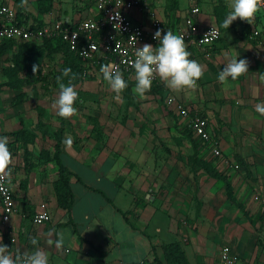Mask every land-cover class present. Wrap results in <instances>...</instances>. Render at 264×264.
Here are the masks:
<instances>
[{
    "label": "crops",
    "instance_id": "obj_1",
    "mask_svg": "<svg viewBox=\"0 0 264 264\" xmlns=\"http://www.w3.org/2000/svg\"><path fill=\"white\" fill-rule=\"evenodd\" d=\"M140 1L142 8L131 11L135 22L149 27V11L153 10L174 34L195 6L200 8L196 20L202 26L221 25L230 10L227 0H176L170 9L169 0ZM38 2H20L21 7L15 0H0V5L14 8L16 21L19 17L23 24L33 26L56 20L76 26L97 14L88 0H50L48 8H40L39 22L28 14H39ZM239 23L237 19L228 29H220V39L206 48L187 45L190 59L204 66L195 90L173 92L157 78L152 89L156 86L160 91H150L144 99L137 96L134 100L139 106L126 111L125 120L101 100L98 89H110L107 82L82 76L76 88L85 91L75 102L77 115L57 124L63 128L59 157L71 171L70 210L59 206L55 196L56 141L48 135L57 128L50 124L58 118L51 107L54 101L39 113L13 102L8 94L0 97V134L22 128L45 134L41 142L32 143V168V162L26 167L21 159L13 161L15 212L10 221L3 222L0 202V242L13 252L30 253L34 250L30 238L35 237L48 252L49 264H133L142 260L166 264L163 247L172 243L181 246L189 264L218 261L224 246L231 248L236 264H264V116L255 111V105L264 101L260 79L264 76V44L245 36ZM255 23L264 29L261 15L256 14ZM56 55L65 57L62 51ZM226 55L247 59L249 73L222 84L218 74L227 62ZM128 76L135 81L134 74ZM168 95L209 120L222 159L209 154L207 145L198 149L193 145L182 122L162 104ZM91 96L92 102L88 101ZM42 123L47 132L40 131ZM67 137L73 139L71 148L63 143ZM199 160L226 178L235 202L228 199L225 182L199 167ZM234 163L240 165L238 170L232 167ZM45 209L50 221L35 224L34 215ZM51 230L63 233L62 249L46 243Z\"/></svg>",
    "mask_w": 264,
    "mask_h": 264
},
{
    "label": "built area",
    "instance_id": "obj_2",
    "mask_svg": "<svg viewBox=\"0 0 264 264\" xmlns=\"http://www.w3.org/2000/svg\"><path fill=\"white\" fill-rule=\"evenodd\" d=\"M95 8L97 14L95 17L83 19L76 26H66L62 21L56 20L53 23L41 27L33 25H19L16 22V11L14 8L6 5H0V38L5 40L25 41L43 43L46 40L61 39L69 47V50L79 56L83 61L86 70L83 77H86L95 71L93 69L101 67L104 64H114L119 67L122 73L134 74V69L127 63L134 60L135 39L136 47H142L145 43L154 47L159 41L153 38L157 29L165 34L167 26L157 13L149 11L151 21L149 27L137 23L131 16L134 8L141 9L140 0H88ZM119 12V18L116 13ZM200 13V8L195 6L185 16L183 25L177 29L179 35L185 36L187 45H195L199 48H206L218 41L221 37V30L218 26L200 25L196 18ZM264 18V8L257 12ZM252 33L250 37L260 44H264V29L255 23L250 24ZM217 31L215 38L205 35L212 31ZM205 38V42H201ZM100 69V68H99ZM157 81L154 80L153 83ZM166 106L178 116L184 127H187L199 144L207 145L213 157L222 159L220 144L210 130L209 120L198 110L191 109L185 103L180 101L174 95L166 97ZM232 167L238 170V163L232 164ZM12 185L7 194L0 193L1 218L3 222L10 221L15 212V200ZM259 199V197L256 196ZM47 216V219H40ZM50 214L45 209L36 213L33 217L35 224H43L50 221ZM39 220V222H38ZM133 264H154L145 260ZM198 264H236V258L229 246H224L220 252V258L215 262L201 261Z\"/></svg>",
    "mask_w": 264,
    "mask_h": 264
},
{
    "label": "clouds",
    "instance_id": "obj_3",
    "mask_svg": "<svg viewBox=\"0 0 264 264\" xmlns=\"http://www.w3.org/2000/svg\"><path fill=\"white\" fill-rule=\"evenodd\" d=\"M27 3V0H24ZM230 9L222 21L221 26L228 29L237 19L249 24L254 23L255 16L261 8H264V0H227ZM116 17L119 18V12ZM217 31H212L205 35L215 38ZM153 38L159 41V46L154 47L145 43L142 47H136L135 39V59L127 63L134 69L135 85L133 93L141 99L146 98V93L151 91L153 81L157 78L164 86L173 92H181L186 89L195 90L198 81L204 75V66L197 60L190 59L191 53L187 50L185 36L174 34L168 30L162 35V30L157 29ZM205 38L201 42H205ZM223 69L218 74L219 82L227 83L228 79L237 80L239 77L249 73V61L247 59H237V56L228 57ZM39 70L38 65H33V72ZM103 80L107 82L110 89L115 93L114 99L121 101L122 92L128 88V82L124 79L123 73L114 64H104L100 67ZM64 78H68V83H64ZM76 75L70 68H65L60 76L56 77L58 84V97L52 104V109L61 118L69 119L77 115V108L74 106L79 99V94L73 81ZM260 79L264 81V76ZM255 111L264 116V101L255 105ZM66 148H71L73 139L67 137L63 141ZM9 138L0 136V193L7 194L12 184L13 155L9 148ZM40 219H47V216ZM39 222V220H38ZM55 236V239L52 237ZM46 243L49 246L55 245L60 250L64 245V235L62 232L51 230L47 233ZM2 241V237H0ZM33 245L32 252L11 251L7 245L0 242V264H49L48 252L39 247V241L35 237L30 238Z\"/></svg>",
    "mask_w": 264,
    "mask_h": 264
},
{
    "label": "rangeland",
    "instance_id": "obj_4",
    "mask_svg": "<svg viewBox=\"0 0 264 264\" xmlns=\"http://www.w3.org/2000/svg\"><path fill=\"white\" fill-rule=\"evenodd\" d=\"M15 1L18 6L22 7V4L25 5L24 0ZM176 2V0H169V9L170 7H172V4L174 5ZM49 3L50 0H39L37 4V10L39 11V14L37 13L35 15L33 12H29L28 14L39 21L37 19V16H40V8H48ZM38 25L41 24L38 23ZM217 26L220 27L222 31L225 30V28H223L221 25ZM3 44L7 46V49L3 53H0V97L5 98V95L8 94L10 95V99H14L13 102H16L17 104L24 103L28 110L36 109L39 113H44L46 111V108L52 104L51 102H53L58 95V84L56 81V77L62 74V68L66 64L65 57L59 58L56 53L58 51H62L65 55L66 52L58 42H52L50 40H47L45 44L40 46L34 47L28 45L22 47L20 46V44L23 43H11L0 38V47ZM33 65H38L39 70L36 73L33 72ZM99 72L100 70L92 72L93 74H91L89 77L90 81L95 80V78L97 77L103 80L102 74ZM79 83L80 80H78L76 77V79L73 81V84L76 86ZM133 84H135V81H131L129 79V86L127 90H124L122 92V99L119 102L114 99L115 93H113L110 89H98L99 94H103L101 96V100L104 103V106H108V108L113 110V112L119 111L118 118L121 120H125L126 116L124 115H126V111H130V109H132L133 107L139 106L138 103L134 100L135 98L137 99V96L132 91V87H134ZM92 86L93 85L90 84L89 87ZM76 90L79 94L78 100L82 99L80 98V95L85 90H82V88L78 87L76 88ZM93 91H95V88L91 90L92 93H94ZM151 91L155 94L158 93V90L152 88ZM89 98L91 99L93 97L91 96ZM88 101L92 102V99ZM107 101L110 102L106 104L105 102ZM161 102L162 104H164L163 99L161 100ZM2 109L3 108L0 107V111ZM57 117L58 118L56 119L55 123L54 121L50 123L51 125H53V128L57 127L58 123V125H61V123H66L67 119L61 118L58 115ZM43 127H46V124L42 123L40 125V131H42V133H44V131L47 132V130H44ZM58 130L59 126L55 130L49 132L48 135H50L51 141L55 142V132ZM44 137L45 134L38 135L36 133L33 146H35V144L37 143L36 139H38V142H41L42 138ZM44 143H46V139H44ZM8 146L10 148V151L12 152L13 161L16 162L21 159V161L25 163V166L28 167L29 163L32 162V159L29 157L32 156V144L28 145L26 148L22 143H15ZM206 163L207 162L203 160H199L198 166L202 167V165L204 166L205 164V168L208 167L210 170L219 174L210 165L206 166L208 164ZM30 166V168H32V166H34V163L32 162Z\"/></svg>",
    "mask_w": 264,
    "mask_h": 264
},
{
    "label": "trees",
    "instance_id": "obj_5",
    "mask_svg": "<svg viewBox=\"0 0 264 264\" xmlns=\"http://www.w3.org/2000/svg\"><path fill=\"white\" fill-rule=\"evenodd\" d=\"M16 22L19 25H22L24 23L23 20H21L19 17H18V20ZM240 24H241L243 34H245V36L249 37L251 35L250 33H252V27L245 21H240ZM41 26H43V25H34V27H41ZM6 41L11 42V43L15 42L13 40H6ZM50 41L58 42L61 45V47L64 49V51L66 52V54H65L66 64L62 68V71L65 68H70L72 70V73L77 75L76 76L77 79L81 80V78H83L82 77L83 72H84V70H86V67L83 65V62L81 61L79 56L77 54L71 52L69 50V47L66 45V43H64L61 39L50 40ZM20 43H23V44H20V46H22V47L28 46V45H31L34 47L40 46V45H36L35 43H32V42H20ZM6 49H7V46L5 44L1 45L0 53H3ZM99 68H100V66H99ZM62 71H61V73H62ZM90 75H88L86 77L89 78ZM128 75L129 74L123 73L124 79L128 82V85H129V76ZM63 81H64V83L67 84L68 78H64ZM153 89L160 91L158 89V87H156V86ZM163 101H164V99H163ZM164 106L168 107V106H166L165 103H164ZM169 112H171L172 114L174 113L170 108H169ZM173 115H175V114H173ZM175 116L178 118L177 115H175ZM183 131L193 141V145L197 149H198L199 145L201 147H203L201 144L195 143L196 141L194 139H192V132L187 127H185ZM62 134H63V128H60L58 131L55 132V138H56L55 141L56 142L54 145L53 160L55 161V164L58 166V179L55 182L54 188H55V192H56L55 196L57 197V201H58L59 206L65 208L67 210H70L71 204L73 202V196H72L73 193H72V190L70 188V173H71V171L62 163V161L59 157V155L61 153ZM0 136H7L9 138V145H11V144L13 145L15 143H22L25 148L29 144H32L35 140V134L31 133V131H29L25 128H22L21 130H19L17 132L3 133V134H0ZM204 166H205V164H204ZM204 166L202 165V167H204ZM204 170H206L213 177L221 179L225 182L226 193H227L228 199L235 202L234 198L232 196V193H231L232 188H231L229 182L226 180V178L224 176H222L221 174H217L216 172L210 170L208 167H206V168L204 167ZM163 248H164V251L166 253V264H189L181 246L178 243L168 244V245H165Z\"/></svg>",
    "mask_w": 264,
    "mask_h": 264
}]
</instances>
